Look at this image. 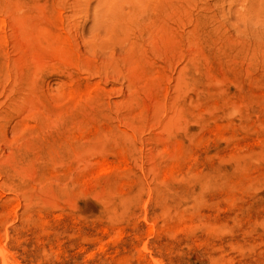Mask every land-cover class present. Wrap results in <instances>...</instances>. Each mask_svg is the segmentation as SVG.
I'll return each instance as SVG.
<instances>
[{
  "label": "rangeland",
  "instance_id": "obj_1",
  "mask_svg": "<svg viewBox=\"0 0 264 264\" xmlns=\"http://www.w3.org/2000/svg\"><path fill=\"white\" fill-rule=\"evenodd\" d=\"M73 1L0 0V264H264V46Z\"/></svg>",
  "mask_w": 264,
  "mask_h": 264
},
{
  "label": "clouds",
  "instance_id": "obj_2",
  "mask_svg": "<svg viewBox=\"0 0 264 264\" xmlns=\"http://www.w3.org/2000/svg\"><path fill=\"white\" fill-rule=\"evenodd\" d=\"M218 19L241 40L264 46V0H218ZM233 110L230 117L237 115Z\"/></svg>",
  "mask_w": 264,
  "mask_h": 264
},
{
  "label": "bare ground",
  "instance_id": "obj_3",
  "mask_svg": "<svg viewBox=\"0 0 264 264\" xmlns=\"http://www.w3.org/2000/svg\"><path fill=\"white\" fill-rule=\"evenodd\" d=\"M78 3V0H74L73 2L70 3V8L71 11H76L75 9V4ZM98 4V3H97ZM116 4L111 3L110 5V15L113 16L115 19H121L123 17V9L120 6H115ZM71 15V14H70ZM93 20H98V15L95 13Z\"/></svg>",
  "mask_w": 264,
  "mask_h": 264
}]
</instances>
